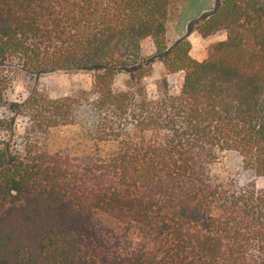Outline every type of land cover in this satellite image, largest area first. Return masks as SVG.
<instances>
[{"label": "trees", "instance_id": "16d2710c", "mask_svg": "<svg viewBox=\"0 0 264 264\" xmlns=\"http://www.w3.org/2000/svg\"><path fill=\"white\" fill-rule=\"evenodd\" d=\"M169 4L0 0V264H264V185L210 167L233 151L264 178V0H221L196 22L202 37L225 34L201 61L185 37L164 41ZM56 70L91 72L90 88L7 100L18 76ZM61 125L115 148L51 152Z\"/></svg>", "mask_w": 264, "mask_h": 264}, {"label": "rangeland", "instance_id": "374dc122", "mask_svg": "<svg viewBox=\"0 0 264 264\" xmlns=\"http://www.w3.org/2000/svg\"><path fill=\"white\" fill-rule=\"evenodd\" d=\"M221 0H170L169 12L166 22L164 41L169 45L173 41L185 37L190 42L189 55L196 60L205 59L212 46L225 39V34L217 33L211 36L202 37L194 30V24L199 22L206 14L210 13ZM142 49L147 55L156 54V46L151 38H146L142 42ZM164 65L161 61H156L152 68V75L145 80L146 92L148 97L156 96L155 81L164 76ZM169 86L175 89L182 77L180 73L168 77ZM129 77L126 74L118 75L114 86L117 89L127 90L130 87ZM92 73L85 70H56L45 73L37 78H23L18 76L11 89L8 90L6 97L9 101L19 100L24 97L29 87H37L46 92L50 97L65 96L77 93L90 88ZM8 116V112L3 106H0V116ZM17 134L23 131L22 119H15ZM95 143L86 139L78 125H61L50 129L47 146L49 151H65L71 155H89L99 152L101 155H108L115 148L114 143L103 142L95 147ZM67 150V151H66ZM212 172L217 178L230 183L236 181L239 183L256 182L257 185H264V178L254 176V173L243 167L241 158L236 152L223 151L219 153L218 160L211 164ZM98 218L112 225L117 226L107 217L98 215Z\"/></svg>", "mask_w": 264, "mask_h": 264}]
</instances>
